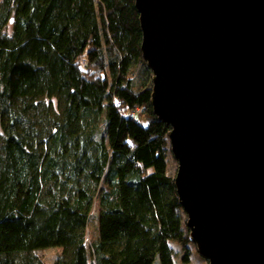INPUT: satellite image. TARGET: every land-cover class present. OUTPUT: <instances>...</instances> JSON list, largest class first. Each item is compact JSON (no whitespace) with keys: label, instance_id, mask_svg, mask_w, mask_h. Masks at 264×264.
<instances>
[{"label":"trees","instance_id":"obj_1","mask_svg":"<svg viewBox=\"0 0 264 264\" xmlns=\"http://www.w3.org/2000/svg\"><path fill=\"white\" fill-rule=\"evenodd\" d=\"M141 43L135 0H0V264H175L192 242Z\"/></svg>","mask_w":264,"mask_h":264},{"label":"water","instance_id":"obj_2","mask_svg":"<svg viewBox=\"0 0 264 264\" xmlns=\"http://www.w3.org/2000/svg\"><path fill=\"white\" fill-rule=\"evenodd\" d=\"M135 7L189 238L209 264H264V0Z\"/></svg>","mask_w":264,"mask_h":264},{"label":"rangeland","instance_id":"obj_3","mask_svg":"<svg viewBox=\"0 0 264 264\" xmlns=\"http://www.w3.org/2000/svg\"><path fill=\"white\" fill-rule=\"evenodd\" d=\"M140 122L142 124H146V119L141 118ZM170 165H171V173L174 175L177 174L178 162L174 159L173 154L170 157ZM98 207H95V213L98 212ZM188 218V217H187ZM98 224L99 220L97 215L92 216L89 223V232L90 236L88 237L91 241L94 237L97 239L99 236L98 232ZM171 247L173 248L172 251L174 252V262L175 264H209L208 260H206L197 250L196 245L192 242H188L187 245H184L178 240H172ZM60 252V248L53 247V248H46L37 251V255L41 257L44 261V264H53L55 259L57 258L58 253ZM188 255V261H185L184 258ZM153 264H161L159 257H156Z\"/></svg>","mask_w":264,"mask_h":264}]
</instances>
